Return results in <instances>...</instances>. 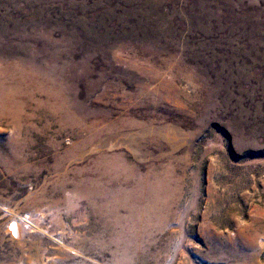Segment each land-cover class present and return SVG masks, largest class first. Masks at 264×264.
<instances>
[{
  "label": "rangeland",
  "instance_id": "rangeland-1",
  "mask_svg": "<svg viewBox=\"0 0 264 264\" xmlns=\"http://www.w3.org/2000/svg\"><path fill=\"white\" fill-rule=\"evenodd\" d=\"M0 264H264V0H0Z\"/></svg>",
  "mask_w": 264,
  "mask_h": 264
},
{
  "label": "bare ground",
  "instance_id": "bare-ground-1",
  "mask_svg": "<svg viewBox=\"0 0 264 264\" xmlns=\"http://www.w3.org/2000/svg\"><path fill=\"white\" fill-rule=\"evenodd\" d=\"M13 229H14V231L16 233L17 230H18V227H17V223L16 222H13Z\"/></svg>",
  "mask_w": 264,
  "mask_h": 264
}]
</instances>
